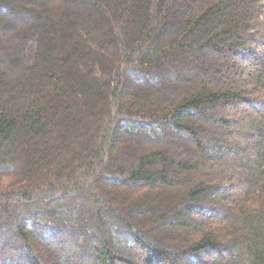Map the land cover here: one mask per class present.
Returning <instances> with one entry per match:
<instances>
[{
	"label": "trees",
	"instance_id": "obj_1",
	"mask_svg": "<svg viewBox=\"0 0 264 264\" xmlns=\"http://www.w3.org/2000/svg\"><path fill=\"white\" fill-rule=\"evenodd\" d=\"M0 264H264V0H0Z\"/></svg>",
	"mask_w": 264,
	"mask_h": 264
}]
</instances>
